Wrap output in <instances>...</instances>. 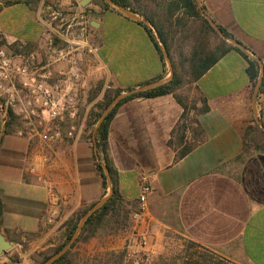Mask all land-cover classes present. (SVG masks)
Wrapping results in <instances>:
<instances>
[{
    "label": "crops",
    "instance_id": "obj_1",
    "mask_svg": "<svg viewBox=\"0 0 264 264\" xmlns=\"http://www.w3.org/2000/svg\"><path fill=\"white\" fill-rule=\"evenodd\" d=\"M94 1L0 0L4 47L30 44L48 59L42 51L51 31L45 16L71 12L79 20V29L71 30L77 33L71 48L83 78L93 63L120 91L117 97L168 83L173 67L182 83L166 95L135 98L115 110L108 129L106 159L112 173L104 172L105 194L96 165L106 167L93 141L80 135L46 149L17 131L4 135L0 112V234L22 233L25 245L22 251L12 244L0 255V264H11V256L19 264H32L33 256L51 255L61 225L74 213L92 206L86 217L109 197L113 182L126 202H136L141 179L150 188L143 225L149 255L175 242L224 262L264 264V138L248 133L250 126L264 127V0H195L203 15L257 62L252 92L246 90V62L239 53L230 50L196 78L179 70L194 36L178 31L175 36L184 41L169 43L166 54L152 30L161 60L139 16L115 8L103 11ZM87 23L90 41L81 29ZM93 49L96 54L89 55ZM65 68L55 64L52 73Z\"/></svg>",
    "mask_w": 264,
    "mask_h": 264
},
{
    "label": "trees",
    "instance_id": "obj_2",
    "mask_svg": "<svg viewBox=\"0 0 264 264\" xmlns=\"http://www.w3.org/2000/svg\"><path fill=\"white\" fill-rule=\"evenodd\" d=\"M113 4L127 10L133 15L139 14V9L143 11L141 17L144 19L143 22L138 23L143 27L148 37L153 42L161 60L163 59L160 52V48L155 42V38L152 34V30L155 33L157 41L161 44V47L165 50L166 54L169 51V43L174 39L175 34L179 29H186L189 22L197 24V36L194 37V45L191 49L189 58L185 59V64L179 65L180 71H186L194 77H199L209 70L222 56L227 54L230 50L239 53L246 62L245 73L248 78V85L246 90L252 92L257 78H258V64L255 60H252L245 55L243 51L237 47L228 45L223 40L220 39L215 30L210 26L208 21L203 17V8L198 7L195 0H111ZM16 1L12 3H5L4 6H9L15 4ZM100 8L103 11L113 9L104 0H101ZM151 9H148L149 7ZM115 10V9H113ZM118 13V12H117ZM120 14V13H118ZM149 26V27H148ZM222 35L225 38H231V36L220 29ZM214 36L218 38L219 45L215 48L210 46L209 37ZM5 45L4 41L0 44ZM8 48H12L9 46ZM177 69L173 67V78L168 83L158 86L154 89L138 92L124 98L115 103L112 108L107 112L103 121L96 128L94 134L90 133L84 139L87 141H93L96 152L102 154V160L104 167L111 174V169L108 165L106 159V149H107V139H108V129L110 121L113 117L115 110L121 105L135 98H153L157 96H163L170 93L175 89L182 81H180L176 74ZM98 94V93H97ZM120 94V91H114L113 96L109 94H104L100 102L95 104V107L88 113L87 120L85 123V129L91 130L100 117L98 111L103 112L108 108L111 102ZM94 96L89 98L88 102L94 100ZM8 120L4 125L3 134L12 135L19 128V121L16 116L7 110ZM258 132L264 138V133L255 125L250 126L248 133ZM260 150L264 151V145L260 147ZM95 157V155H94ZM97 171L100 174L102 180V187L106 190V178L103 168L100 164L96 165ZM136 207V202L128 203L125 201L123 196L118 191L115 183L113 182L112 191L110 196L107 198L105 203L101 205L98 209L90 213L84 220L81 226L80 222L85 214L92 208L86 207L82 208L76 213H74L67 221H65L60 227V238L58 244L53 249V253H58L69 245L68 250L63 253L60 257L54 260L51 264H76L71 257V250L77 243H86L89 240L95 238L100 230H105L107 233H118L121 229L129 226L130 214L132 210ZM1 208V204H0ZM77 236L75 237V235ZM22 233H11L5 231L4 239L12 244H17L21 246V250L25 251V245L21 242ZM72 241V242H71ZM51 254V255H52ZM51 255L43 256L41 254L33 256V260L36 264H42L46 262ZM192 255L183 264H220L218 262L212 263L213 257L206 256H196L195 260H192ZM11 264H19L16 257L11 256L9 258ZM83 264H119L115 260L112 253L106 254L104 258L98 260H92Z\"/></svg>",
    "mask_w": 264,
    "mask_h": 264
},
{
    "label": "built area",
    "instance_id": "obj_3",
    "mask_svg": "<svg viewBox=\"0 0 264 264\" xmlns=\"http://www.w3.org/2000/svg\"><path fill=\"white\" fill-rule=\"evenodd\" d=\"M81 29L85 35L86 27L82 25ZM72 46L71 40L66 41L63 48L49 45L48 59H43L36 51L25 59L0 49V112L3 119L6 123L7 110H10L20 123L17 134L36 140L46 149L75 141L84 126L83 121H79L78 111L86 78L79 73ZM95 54L93 49L90 55ZM58 63L65 64L67 71L55 76L52 67ZM149 193L148 184L141 179L136 207L130 214L131 239L144 249L146 259L148 236L143 225ZM49 194L53 196L51 189Z\"/></svg>",
    "mask_w": 264,
    "mask_h": 264
},
{
    "label": "rangeland",
    "instance_id": "obj_4",
    "mask_svg": "<svg viewBox=\"0 0 264 264\" xmlns=\"http://www.w3.org/2000/svg\"><path fill=\"white\" fill-rule=\"evenodd\" d=\"M94 2L100 3L101 0H95ZM85 6H87V4H85ZM151 8L152 7L150 6L148 9ZM54 12L56 13L55 16H50L51 14L50 11L47 12V16H45V19L50 26L49 29H51V31L48 30L46 32V37H45L46 40H44L46 43H45V47H43L42 50L43 52H45L43 54L47 56L49 55L50 44H52L55 47H61V48L65 47L66 41L72 40V38L77 34L71 30L79 29V26L77 25L79 20L78 18L74 19L73 16L71 15V12L60 11V10L59 11L55 10ZM139 12H140L139 14L141 15L144 14L141 9H139ZM141 15L138 16L144 21ZM84 25L86 27L85 37H87V39H89L90 41L89 36L91 35V31H90L91 27L88 25V23ZM54 31L57 34H55ZM178 31L184 32L182 34H185L186 35L185 37H189V36L195 37L197 36V24L193 22H189L186 29L183 30L179 29ZM180 39H181L180 36L178 37L174 36V39L170 42L172 44L173 43L181 44V42H183L184 39H181L182 41ZM3 41L4 39L0 36V44ZM209 41L211 47H213L214 45L215 47L219 45L218 38L214 36H210ZM48 43L50 44L48 45ZM11 46L12 48H5L4 45L2 46L0 45V49L4 48L5 50H7V52H10L11 55L21 56L25 59L29 57L31 52L35 51V50L32 51L33 48L30 46V44H26V45L13 44ZM105 52L108 54V56H110L109 50H107V48L105 49ZM91 64H92L90 65L91 68L88 69L89 73L87 74V77L85 79L86 80L85 93L80 97V102H79L80 107L78 111V117H79V121H83L84 124L81 133L82 137H86L90 133L94 132L101 117L107 113L106 112L107 110H110L112 108V103L115 100L114 99L111 102V104L108 106V108L103 112L94 109V111H98L100 113V117L95 122L93 128L91 130L86 131L85 123L87 120L88 113L95 107L96 103L102 100L104 94H109L110 96H113V92L115 91L112 89L110 83L106 81L105 74H101L100 72L101 70L97 72L95 65H93V63ZM93 96L95 97L94 100L92 102H88L89 98ZM130 225L131 223L129 221V226L125 227L124 229H121L116 234L107 233L105 230H100L97 236L89 240L88 242L77 243L76 245H74V247L71 250V257L73 261L76 264H83L95 259L98 260L104 258V256L109 253L113 254L115 260H117L119 264H183L189 259V256L191 255L193 256L192 260L193 259L195 260L196 256L197 257L206 256L210 258L213 257L212 255H209L205 252L198 251L190 244L184 243L183 248H180L182 247L180 246V244H175V242H173L171 245H167L163 249V252L161 254L155 256H151L148 254L146 259V257L143 254L144 249L139 247L137 243L131 239ZM76 236L77 234L75 235V237ZM147 249H148V243L145 250L147 251ZM47 253H50V251L48 250ZM53 255L54 254H52L51 256ZM216 262L220 264H233L227 261L226 262L221 261L217 257H213L212 263H216ZM44 263L45 262H43L42 264ZM32 264H36L34 260Z\"/></svg>",
    "mask_w": 264,
    "mask_h": 264
},
{
    "label": "water",
    "instance_id": "obj_5",
    "mask_svg": "<svg viewBox=\"0 0 264 264\" xmlns=\"http://www.w3.org/2000/svg\"><path fill=\"white\" fill-rule=\"evenodd\" d=\"M86 1H88V0H84V2H86ZM104 1H105L106 3H108L109 6H111V7L115 8V9L119 10L121 13H123V14H125V15H127V16H131L130 13H129L127 10H125V9H123V8H121V7L117 6V5H115V4H113V2H112L111 0H104ZM82 4L84 5L83 2L81 3V5H82ZM203 17L208 21V23H209L210 26L215 30V32H216L219 36L223 37L221 30H220L217 26H215V24H214L212 21H210L209 19H207V17H205L204 15H203ZM226 40H227L229 43H231L234 47H237V48H239V49H242L241 46L239 45V43H238L237 41H235V40H233V39H229V38H227ZM146 90H147L146 88H141V89H137V90L129 91L125 96H119V97H117V98L113 101L112 106H113L115 103H117V101L120 100L121 98H124V97H126V96H129V95H132V94H135V93H138V92L146 91ZM108 111H109V110H107L106 112H108ZM106 114H107V113H106ZM106 114H104V115L101 117V119H100V121L98 122L96 128H97V127L100 125V123L103 121V118L105 117ZM96 128H95V130H96ZM260 128H261V130L264 132V127H263V126H260ZM104 172H105V174L108 176V170H107L106 168H104ZM110 194H111V191H110ZM109 196H110V195H109ZM107 198H108V197L104 198V199H103V200H102L97 206H95V207L91 210L90 213H92L94 210L98 209L101 205H103V204L105 203V201L107 200ZM90 213H89V214H90ZM89 214H88V215H89ZM88 215H87V216H88ZM87 216H86V217H87ZM86 217H84V218L82 219V221H81V223H80V226L82 225V223L84 222V220H85ZM71 242H72V241H71ZM68 248H69V245H68L66 248H64L63 250H61L60 252L54 254V255H53L48 261H46L44 264H51L54 260H56L58 257H60L63 253H65V252L68 250ZM10 249H11V244L8 243V242L4 239V237L0 234V255L5 254V253H6L8 250H10Z\"/></svg>",
    "mask_w": 264,
    "mask_h": 264
}]
</instances>
